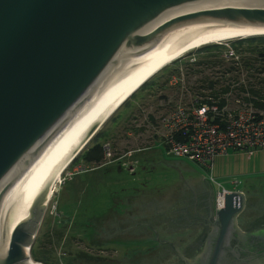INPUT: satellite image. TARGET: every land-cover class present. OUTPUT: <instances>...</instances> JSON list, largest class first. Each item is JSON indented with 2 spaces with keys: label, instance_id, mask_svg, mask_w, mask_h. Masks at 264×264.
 <instances>
[{
  "label": "water",
  "instance_id": "95a60500",
  "mask_svg": "<svg viewBox=\"0 0 264 264\" xmlns=\"http://www.w3.org/2000/svg\"><path fill=\"white\" fill-rule=\"evenodd\" d=\"M237 25L264 27V0H0V264H43V178L102 114L161 59ZM246 206L228 190L206 248L176 246L185 264H264V221L245 231Z\"/></svg>",
  "mask_w": 264,
  "mask_h": 264
},
{
  "label": "rangeland",
  "instance_id": "374dc122",
  "mask_svg": "<svg viewBox=\"0 0 264 264\" xmlns=\"http://www.w3.org/2000/svg\"><path fill=\"white\" fill-rule=\"evenodd\" d=\"M232 40L222 42L221 48L207 50L199 47L165 66L152 77V83L138 90L103 123L65 170L46 206L33 244V258L35 249L43 264H109L118 261L125 264L133 257L139 259L150 246L158 244L154 231L147 226L134 225L136 220L127 217L129 220L124 227L121 226L123 231L119 233L112 229L110 223V235L104 239H101V232L94 233L95 229L89 227L92 222L100 225L99 217L103 212L112 215L114 208L125 206L135 185L146 191L158 187L159 200L143 204L140 199L131 206L134 210L131 217H150L157 208L165 213L166 209L173 208L179 202L177 186L180 181L185 183V187L186 184L189 186L185 192L205 189V184H209L215 194L223 187L241 189L246 193L248 206L251 201L264 206V151L256 150L249 154L230 149L215 157L211 170L187 157L168 154L161 142V117L180 104L189 105L197 97L204 98L210 91L211 79L217 80L216 87L231 84L230 104L224 107H231L233 111L246 104L243 96L248 91L242 90V85L264 88V72H261L264 59L247 51L248 45L252 47L261 42L238 44L243 53L239 55H244L239 58L234 55L236 48ZM247 62L253 67L249 68ZM230 65L235 66L230 70L227 68ZM96 141H100L104 149L109 145L111 151L110 156L105 153L102 166L95 162L87 163L82 157ZM151 145V150L146 149ZM130 152L141 160L149 158L146 160L148 165H152L149 161L154 158L153 169L141 171L138 168L135 174H131L122 168L119 156L130 155ZM144 182L147 185L141 186ZM116 197L123 199L124 205H116ZM187 199L185 195V201ZM159 221L155 223L161 239L184 235L187 242L192 241L191 225L185 223V227L170 233L165 222ZM103 227L106 229L105 224ZM102 232L105 233L104 230ZM176 261L177 255L169 250L167 256L156 264H173Z\"/></svg>",
  "mask_w": 264,
  "mask_h": 264
},
{
  "label": "built area",
  "instance_id": "2783aa9c",
  "mask_svg": "<svg viewBox=\"0 0 264 264\" xmlns=\"http://www.w3.org/2000/svg\"><path fill=\"white\" fill-rule=\"evenodd\" d=\"M227 106L197 99L162 116L161 142L168 154L187 157L212 170L215 157L230 149L249 154L264 151V109L245 105L233 111ZM105 152L111 155L109 145ZM228 190L223 187L216 193V209L224 206Z\"/></svg>",
  "mask_w": 264,
  "mask_h": 264
},
{
  "label": "flooded vegetation",
  "instance_id": "af4514ba",
  "mask_svg": "<svg viewBox=\"0 0 264 264\" xmlns=\"http://www.w3.org/2000/svg\"><path fill=\"white\" fill-rule=\"evenodd\" d=\"M156 140H154L155 142ZM152 145L146 149L151 150ZM145 149V148H144ZM142 150V149H140ZM151 152V151H149ZM120 157V166L122 168H126L127 171L131 172V174H135L138 171V168H140L141 171L153 169L154 165V158H152L149 163L152 165L146 164V160H149V158L145 159H138L136 155H133L132 152H130V155L124 154L119 156ZM103 163L100 165L102 166ZM98 166V167H100ZM147 182H144L143 184H140L141 186H146ZM185 187V183L183 184L182 181H180V185L177 186L178 190L180 192V196L178 197L179 202L175 204V206L171 209H166L165 211L159 210L158 208L155 210L154 214L151 215V217L141 216V220L139 217H131L130 215L134 214L133 208L131 209V206H134L138 203V201L141 199L143 204H150L155 203L153 201L159 200V191L158 187L151 188L150 190L146 191L145 189H142L138 185H135L132 189V192L127 197V204L124 205V200L115 198L116 205L122 204L123 207H119L117 209H113L114 213L112 215L109 214V212H103L102 215L99 217L100 219V225L98 222H92V224L89 226L90 229H95L94 233L101 232V239H104L105 236L110 235L109 234V225L112 224V229L114 231L117 230V232L123 231V228L125 226L126 222V214H129L128 216L132 219H135L134 225H143L150 228L152 231H154L156 236V241H158V244L152 245L149 248V251L153 253L154 255H157L158 250H163L164 256H162V252L160 255V259L167 256L169 250L174 252L177 255V261L176 263L173 262V264H185V261L181 258V256L176 251V246H178L182 253L190 257L192 259H195L201 251H203L206 248L207 245V236L208 232L212 230V225L210 224V219L214 216V210H216L215 207V192L212 189V187L209 184H205L206 187L204 188H198L197 190L192 189L189 190L188 184ZM197 187L200 185H196ZM188 188V189H186ZM207 188V189H206ZM199 192V193H198ZM185 195L187 201H185ZM192 200V201H191ZM115 206V205H114ZM247 208V206H246ZM245 208V210H246ZM245 210L240 214L239 222L241 227L247 231L257 225L260 222L264 221V213L257 216L258 218L253 219L256 217V215L251 214V216L243 217L242 214L245 212ZM253 217V218H252ZM151 218V219H147ZM159 220H162L165 222V226L167 229L170 230V233L173 230H176L177 228H183L185 227V223L192 227V231L190 232V235L193 236L191 238L192 241H188L183 237L184 235L179 236V238H176L174 236L173 238H165L161 239V232L156 226V222H160ZM250 224L249 228H246L244 225L246 223ZM105 224L106 229H104L103 225ZM245 223V224H244ZM108 224V226H107ZM102 230L105 231V233L102 232ZM240 234V233H238ZM112 235V234H111ZM158 237V238H157ZM183 240V242H182ZM186 240V241H185ZM114 264H122L121 261L114 262Z\"/></svg>",
  "mask_w": 264,
  "mask_h": 264
},
{
  "label": "bare ground",
  "instance_id": "6f19581e",
  "mask_svg": "<svg viewBox=\"0 0 264 264\" xmlns=\"http://www.w3.org/2000/svg\"><path fill=\"white\" fill-rule=\"evenodd\" d=\"M255 35H264V27H252V26H231L220 30L210 31L204 35L193 38L182 49L177 52L161 59L159 62L150 67L142 76H140L95 122L87 134L83 137L80 143L74 148V150L63 160L55 172L49 176L43 178V189L46 195V201L48 203L52 199L57 185L62 181L63 174L68 166L71 164L73 158L79 153V151L89 142L91 136L99 130L103 123L132 95L135 93L146 81L151 79L157 72L163 69L165 66L174 62L175 60L183 57L187 53L212 43H222L234 38L248 37Z\"/></svg>",
  "mask_w": 264,
  "mask_h": 264
},
{
  "label": "trees",
  "instance_id": "16d2710c",
  "mask_svg": "<svg viewBox=\"0 0 264 264\" xmlns=\"http://www.w3.org/2000/svg\"><path fill=\"white\" fill-rule=\"evenodd\" d=\"M233 41V45L236 48V50H234V55H238L239 58H242V56L244 57V55H239V54H243L241 49L238 48V44H243L245 42L247 43H254V42H258L260 41L261 43L256 44L252 47H250L251 45H248L247 47V51L250 52H255L257 54V56H260L264 59V35H255V36H249L248 37H244V38H238V39H234ZM224 43H212V44H207L202 46L203 49H207V50H211V48H221ZM202 49V50H203ZM237 64L239 62V59H236ZM199 65H201V62H197ZM247 66H249V68L253 67V64L250 62L246 63ZM235 65H230L227 68L231 70V68H234ZM264 72V65L262 67V71ZM153 78L149 79L148 81H146L138 90H141L142 88H144L145 86L149 85L150 83H152ZM216 83L217 80H210L209 81V87H210V91L209 93H207L204 98L200 99V98H195L194 100H192V102H196V100H201V101H216L221 107H224L225 105H229L230 101L229 98L230 95H228L231 90H232V86L231 84H224L222 85V87H216ZM241 89L244 91H248L245 93V95L243 96V99L246 101L247 106L252 105L254 108L256 109H264V88H256L253 86L250 87H246L245 85L241 86ZM138 90L136 92H138ZM135 93H133L132 96H134ZM131 96V97H132ZM130 97V98H131ZM191 102V103H192ZM190 103V104H191ZM99 135L100 132H99ZM105 149H104V145L100 142V141H96L94 143V145L91 147V149H89L87 152H85L83 154V159L87 162V163H91V162H95L98 165H101V163H103L104 160V156H105ZM254 212V213H252ZM264 213V206H261L260 204H254L253 201L250 202L249 206L247 205V208L245 210V212L242 214V218L243 217H247V216H251V214L256 215V217H254V219L258 218L257 216H259L260 214ZM151 219V218H148ZM141 220V219H140ZM245 224V223H244ZM141 227H144L143 225H140ZM246 228L250 227V224L247 222L244 225ZM33 248V247H32ZM162 252V256H164V252L163 250H158L157 255H154L153 253H151L150 251L147 252H143L142 255L139 257V259H131L130 261H128L127 263L125 262V264H153L156 262H158L160 260V255ZM33 255H34V259L36 260H42V258L38 257L36 255V250L34 249L33 251ZM139 256V255H138ZM137 257V256H136ZM109 264H114V262H111ZM123 264V263H122Z\"/></svg>",
  "mask_w": 264,
  "mask_h": 264
},
{
  "label": "crops",
  "instance_id": "0c3cea01",
  "mask_svg": "<svg viewBox=\"0 0 264 264\" xmlns=\"http://www.w3.org/2000/svg\"><path fill=\"white\" fill-rule=\"evenodd\" d=\"M127 217H129V216H127ZM150 217H151V216H150ZM127 219L129 220V218H126V220H127ZM139 219H142V218L139 217ZM138 226H139V225H138ZM144 227H145V226H144Z\"/></svg>",
  "mask_w": 264,
  "mask_h": 264
}]
</instances>
